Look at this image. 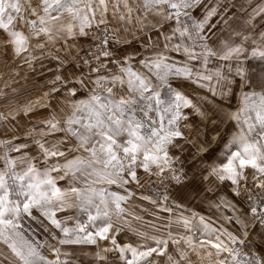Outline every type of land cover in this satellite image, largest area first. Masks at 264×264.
Returning a JSON list of instances; mask_svg holds the SVG:
<instances>
[{
    "label": "snow or ice",
    "instance_id": "snow-or-ice-1",
    "mask_svg": "<svg viewBox=\"0 0 264 264\" xmlns=\"http://www.w3.org/2000/svg\"><path fill=\"white\" fill-rule=\"evenodd\" d=\"M0 50V264H264V0H0Z\"/></svg>",
    "mask_w": 264,
    "mask_h": 264
},
{
    "label": "crops",
    "instance_id": "crops-1",
    "mask_svg": "<svg viewBox=\"0 0 264 264\" xmlns=\"http://www.w3.org/2000/svg\"><path fill=\"white\" fill-rule=\"evenodd\" d=\"M245 67H248L247 63L245 64ZM262 68H264V64L257 60H252L249 73L256 74L259 77L261 75H264V73L261 72ZM12 69L13 65L11 60H6L2 50H0V87H3L4 79L8 78V74L12 71ZM24 76H26L27 78H23ZM50 77L51 72L47 70V67L41 69L39 65H37L36 70L34 72L25 69L22 73V76L16 78L18 82L13 86L20 90L21 99H26L29 96L35 98V96L39 95L42 91L46 90L47 81ZM25 89L27 91H25ZM254 90L258 91V89ZM212 119L215 120L217 119V117L213 116ZM197 122H199V118H197ZM208 123L209 126H211V121H209ZM193 206L196 207L198 211L201 210L199 200H197ZM202 207L206 209L207 204H204ZM84 264H88L87 258L84 259Z\"/></svg>",
    "mask_w": 264,
    "mask_h": 264
}]
</instances>
